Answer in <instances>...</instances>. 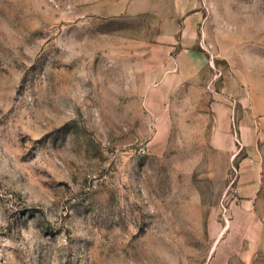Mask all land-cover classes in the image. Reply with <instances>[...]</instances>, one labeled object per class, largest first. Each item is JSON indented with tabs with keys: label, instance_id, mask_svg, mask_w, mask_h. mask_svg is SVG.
I'll use <instances>...</instances> for the list:
<instances>
[{
	"label": "rangeland",
	"instance_id": "1",
	"mask_svg": "<svg viewBox=\"0 0 264 264\" xmlns=\"http://www.w3.org/2000/svg\"><path fill=\"white\" fill-rule=\"evenodd\" d=\"M0 264H264V0H0Z\"/></svg>",
	"mask_w": 264,
	"mask_h": 264
},
{
	"label": "crops",
	"instance_id": "2",
	"mask_svg": "<svg viewBox=\"0 0 264 264\" xmlns=\"http://www.w3.org/2000/svg\"><path fill=\"white\" fill-rule=\"evenodd\" d=\"M181 53H184L185 58L187 61L191 62L193 64V69L195 74H200L202 73L206 68V56L204 53L200 51H196L193 48H184V50L181 51ZM180 53V55H181ZM183 65L181 62H175L174 68H172L171 71L178 73L179 77L181 75V68ZM183 78V77H182ZM181 79V78H180ZM251 206V205H250ZM250 211H252V206L250 207ZM261 230V227L259 228Z\"/></svg>",
	"mask_w": 264,
	"mask_h": 264
}]
</instances>
